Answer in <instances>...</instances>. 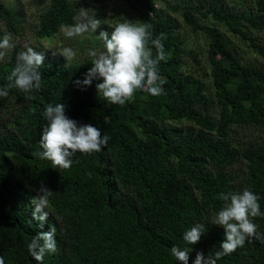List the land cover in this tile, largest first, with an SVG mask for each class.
<instances>
[{
  "label": "trees",
  "instance_id": "16d2710c",
  "mask_svg": "<svg viewBox=\"0 0 264 264\" xmlns=\"http://www.w3.org/2000/svg\"><path fill=\"white\" fill-rule=\"evenodd\" d=\"M127 1L139 23L151 24L153 38L164 45L167 59L159 63V75L166 83L159 96L137 90L120 106L99 97L96 84L102 81L83 89L76 85L92 67V57L68 61L40 42L54 39L61 25L78 21L80 6L72 0H35L41 9L34 28L37 43L16 45L0 60L4 88L26 46L45 56L41 88L29 94L31 99L16 88L0 97V256L5 264H40L27 244L52 225L57 251L43 264H181L171 254L173 245L189 249L188 264H193L198 252L207 258L220 251L224 229L211 223L223 205L219 193L249 188L264 211V64H246L228 36L229 31L250 40L264 58V43L255 35L264 33V0L243 9L225 0ZM22 13L19 4L0 0V39L8 33L19 37ZM179 21L207 38L203 65L198 52L186 48ZM148 46L155 56V47ZM47 104H64L69 118L107 134L108 145L100 152L75 153L67 170L35 156L42 151ZM242 131H249L248 140L240 139ZM42 182L53 191L43 227L32 215ZM252 219L264 234V217ZM197 223L205 232L190 245L183 234ZM217 264H264V243L246 240Z\"/></svg>",
  "mask_w": 264,
  "mask_h": 264
},
{
  "label": "clouds",
  "instance_id": "9594fccd",
  "mask_svg": "<svg viewBox=\"0 0 264 264\" xmlns=\"http://www.w3.org/2000/svg\"><path fill=\"white\" fill-rule=\"evenodd\" d=\"M80 15L83 19L75 24L60 26L66 38L82 36L89 31L94 33L102 23L84 11ZM110 26L114 29L110 38L106 31L100 32L97 36L103 40L104 50L99 54L95 50L89 53L92 57V67L84 74L82 80L75 81L76 85L83 89L91 86L93 80L102 81L96 84L99 97L110 104L120 106L132 101L137 90L147 91L153 96L163 94V85L166 81L159 75V63L166 61L167 56L161 38H153L152 25L124 19ZM11 41L10 33L0 39V60H3L14 47ZM149 44L155 47V56ZM59 53L67 60L75 57V52L70 47L63 48ZM44 60L42 52L26 46L25 51L17 54L16 64L7 76L8 84L0 88V97H7L9 90L16 88L31 99L29 94L41 88L42 77L39 69L43 66ZM42 115L46 121L40 138L42 151L35 152L34 155L50 161L53 168L70 169L75 153L100 152L108 145L110 137L107 134L102 135L101 130L91 123H79L69 118L65 114L64 104H47ZM52 194L53 191L42 182L38 195L33 198L35 208L32 215L35 220L41 222V227L49 217V198ZM218 199L223 205L213 216L211 223L224 229L220 251L210 254L207 258L202 252H198L193 264H217V260L242 247L246 240L254 239L264 243V234L258 231V225L252 219L264 217V211H261L259 203L260 197L256 193L244 188L241 192H221ZM204 232L205 226L197 223L184 232L183 239L194 245L200 241ZM55 236L54 225L50 231L35 235L27 244L32 258L43 264L46 255L55 254L57 251ZM189 252V249L181 250L176 245L171 248V254L181 264H188ZM0 264H5L3 256H0Z\"/></svg>",
  "mask_w": 264,
  "mask_h": 264
},
{
  "label": "rangeland",
  "instance_id": "374dc122",
  "mask_svg": "<svg viewBox=\"0 0 264 264\" xmlns=\"http://www.w3.org/2000/svg\"><path fill=\"white\" fill-rule=\"evenodd\" d=\"M15 4H19V7L22 10L24 17V22L21 26V34L19 37L13 39L12 44L24 45L26 43L36 44L37 39L34 37V28L37 23V19L40 13V8L35 4V0H9ZM75 1L80 6V14L82 11L86 12L88 16H94L96 19L102 21L101 25L93 33L91 31L85 33L82 36H77L73 38H66L64 33L61 31L54 39L45 40L43 39L42 45L46 48H55L59 51L65 47H70L75 52V57L68 61H79L86 57H91L90 52L95 50L98 54L104 50L103 40L98 39V31H106L111 37V33L114 30L110 25H115L118 22L123 21L124 19H129L134 22H138V14L131 7L127 0H72ZM231 6H236L239 8H250L254 6L258 0H225ZM178 17V15H175ZM180 18V17H179ZM83 19L79 15L78 21ZM181 19V18H180ZM77 21V22H78ZM214 20H207V23L213 22ZM179 23L180 33L186 38V48L192 49L199 54L200 66L205 63V56L207 50V38L202 32L194 33L191 28L186 26L182 21ZM255 35L261 38V41L264 43V33H256ZM228 36L232 39V44L237 50L238 55L247 63H258L264 64V58L260 56L252 47L251 41L244 39L240 36H237L228 31ZM13 49V48H12ZM10 49L6 56L11 52ZM63 56V55H62ZM64 57V56H63ZM65 58V57H64ZM187 62L193 67V59L186 55ZM204 67H206L204 65ZM262 131V130H261ZM240 136L242 140H248L250 133L249 131H242Z\"/></svg>",
  "mask_w": 264,
  "mask_h": 264
}]
</instances>
